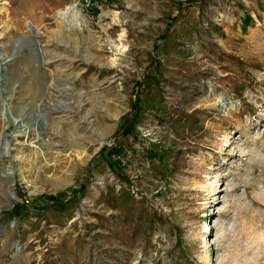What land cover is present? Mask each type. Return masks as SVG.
Instances as JSON below:
<instances>
[{
	"label": "rangeland",
	"instance_id": "374dc122",
	"mask_svg": "<svg viewBox=\"0 0 264 264\" xmlns=\"http://www.w3.org/2000/svg\"><path fill=\"white\" fill-rule=\"evenodd\" d=\"M187 1L0 0V264H264V0Z\"/></svg>",
	"mask_w": 264,
	"mask_h": 264
},
{
	"label": "trees",
	"instance_id": "16d2710c",
	"mask_svg": "<svg viewBox=\"0 0 264 264\" xmlns=\"http://www.w3.org/2000/svg\"><path fill=\"white\" fill-rule=\"evenodd\" d=\"M192 2V0H188L187 3H190ZM252 24V19L250 16L246 15L244 17V19L241 20V29L242 31H246L247 27L250 26ZM155 64H151L149 66V69L151 67H154ZM198 114V111H194L192 112L191 114H186L184 113L183 116H184V120L186 121L187 123V127L189 128L190 132H192L194 129H200L202 128V125L200 124L199 125V122H200V118L197 116ZM105 147H103L104 149Z\"/></svg>",
	"mask_w": 264,
	"mask_h": 264
},
{
	"label": "water",
	"instance_id": "95a60500",
	"mask_svg": "<svg viewBox=\"0 0 264 264\" xmlns=\"http://www.w3.org/2000/svg\"><path fill=\"white\" fill-rule=\"evenodd\" d=\"M33 29V28H32ZM37 47H38V45H37ZM4 64H5V62L4 63H1V66L3 67L4 66ZM3 71V70H2ZM0 78H2V73H1V71H0ZM4 100L5 101H7L8 100V98L7 97H5L4 98ZM3 106V105H2ZM2 155V154H1ZM7 206H8V204H7ZM2 210V207H0V211Z\"/></svg>",
	"mask_w": 264,
	"mask_h": 264
},
{
	"label": "bare ground",
	"instance_id": "6f19581e",
	"mask_svg": "<svg viewBox=\"0 0 264 264\" xmlns=\"http://www.w3.org/2000/svg\"><path fill=\"white\" fill-rule=\"evenodd\" d=\"M10 99L8 98V100L7 101H9ZM11 174V172H9L8 174H6V175H10Z\"/></svg>",
	"mask_w": 264,
	"mask_h": 264
}]
</instances>
